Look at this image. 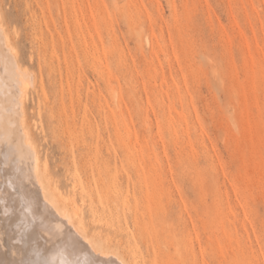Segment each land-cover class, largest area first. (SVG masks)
I'll return each mask as SVG.
<instances>
[{
	"label": "rangeland",
	"instance_id": "1",
	"mask_svg": "<svg viewBox=\"0 0 264 264\" xmlns=\"http://www.w3.org/2000/svg\"><path fill=\"white\" fill-rule=\"evenodd\" d=\"M0 2L42 167L91 238L264 264V0Z\"/></svg>",
	"mask_w": 264,
	"mask_h": 264
},
{
	"label": "bare ground",
	"instance_id": "2",
	"mask_svg": "<svg viewBox=\"0 0 264 264\" xmlns=\"http://www.w3.org/2000/svg\"><path fill=\"white\" fill-rule=\"evenodd\" d=\"M13 44L0 2V159L10 167L6 171L18 173L11 181L1 162L0 183L6 188H0V264H130L91 238L76 222L78 211L71 212L52 190L26 120L28 90L37 78L19 61ZM39 83L44 87L42 79Z\"/></svg>",
	"mask_w": 264,
	"mask_h": 264
}]
</instances>
